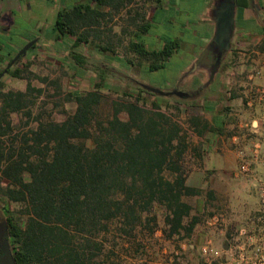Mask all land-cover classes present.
<instances>
[{
	"label": "trees",
	"instance_id": "obj_1",
	"mask_svg": "<svg viewBox=\"0 0 264 264\" xmlns=\"http://www.w3.org/2000/svg\"><path fill=\"white\" fill-rule=\"evenodd\" d=\"M160 4L76 1L58 12L53 32L73 36L74 47L120 52L126 63L156 71L178 46L169 41L148 49L143 42L152 26L149 10ZM259 34L263 49L264 27ZM81 57L73 54L77 64L84 63ZM30 64L9 69L27 82L25 90L0 89V199L16 205L11 233L19 263L128 264L148 258L153 264L166 258L168 242L177 243L175 249L178 241L190 242L204 214L189 198L209 193L188 183L203 158L191 132L212 130L208 121L192 114L182 122L161 99L148 104L142 88L107 93L105 78L92 89L68 92L65 100L76 107L63 109L65 117L57 120L42 106L36 111L44 88L33 80L49 78ZM51 84L56 96L60 86Z\"/></svg>",
	"mask_w": 264,
	"mask_h": 264
},
{
	"label": "rangeland",
	"instance_id": "obj_2",
	"mask_svg": "<svg viewBox=\"0 0 264 264\" xmlns=\"http://www.w3.org/2000/svg\"><path fill=\"white\" fill-rule=\"evenodd\" d=\"M76 1L85 3L88 0H0V13L5 16L4 20L0 21V45L2 46L0 57L4 61L10 62L11 58H15L24 46L40 39L37 45L41 43L43 48L38 50L37 47H30L16 67H22L23 64L31 62L30 68L39 76H48V82H43L40 78L33 80L34 85L43 86L44 88L43 94L37 100L36 111L42 106L48 112H52V117L57 120L65 117L62 112L63 109L73 111L76 107L75 102L65 100L68 92L86 91L92 89L96 83L101 82L100 78L95 77L88 68L76 67L67 56L68 51H65V53L60 49L61 52H54L53 39L50 40L52 37L54 40L56 39L53 28L58 12L63 8H70ZM259 1L262 4L261 12L264 17V5L262 0ZM209 3L210 0H172L170 6L164 12L161 9L158 10L154 27L148 36L142 38L146 47L148 48V44L152 45L156 42L158 35L163 34L165 39L167 36L175 35L179 29L182 31L181 26L183 23L185 21H195ZM189 5L192 6L193 12L190 16L184 17L183 11ZM170 17H174L176 22L181 24L176 26L171 25L169 22L165 23ZM116 20L115 28L119 29L120 18ZM260 25L264 26V22H261ZM185 32L182 37L183 40L188 38L189 32ZM61 39L62 41L55 47L58 50L59 47H66L74 41L73 36H63ZM238 41L239 43L236 45L238 48L236 62L228 60L224 63L219 76V89L216 93H211V95L213 94V100H218V104L205 109L200 106L199 101H190L185 104L181 102L184 105L166 99L160 101L164 109L177 113L182 122H187L192 114L206 116L212 122V130L206 132L207 137L211 136L213 138L218 135L223 138L218 143V146L222 148L219 149L218 154L223 155L224 151L228 150L229 164H232V171H237L234 175H230L228 181H226L228 187L226 191L233 194V197H229L223 206H217L214 212L222 214L234 212L242 215L243 218L239 223L241 225L237 230L229 227V231L235 235L234 238L238 243V247L225 255L224 260L218 257L220 258L218 262L212 261L210 253L200 252L194 257L196 264H206L208 262L205 259L206 257L211 259L212 264H262L264 262V102L261 103L254 99L253 93L254 87L264 86V48L260 49L259 47L263 42V36L250 29L239 34ZM17 50L18 52H16ZM181 50H183V47ZM76 51L84 56L98 58L106 64L104 68L108 67V69H106L104 77L105 81L110 83L111 88H105L104 91L112 95L120 94L126 90L139 89L134 84L133 78L125 74L126 71H130L135 79L162 90L167 88L178 89V85L174 83L175 76L171 78L170 85L165 84L163 78L165 70L148 72L144 71L145 66L133 65L128 66L129 70H125V61L116 57H122L120 52L118 54L103 52L91 44H83L76 48ZM185 63H187L186 59L179 60L177 57H173L169 66L173 73H177V70ZM120 67H123L121 71L114 69ZM258 70H262V75H256ZM52 82H58L60 86V93L56 96L51 95L56 91L55 85L51 84ZM26 87L27 82L25 80L7 74L2 80L0 89L4 91L9 89L25 90ZM180 88L185 92L187 91L184 86ZM143 97L148 104L160 99L157 95L146 90L143 92ZM107 111L106 109L105 113ZM219 115H222L223 121L220 126L216 125L214 121L215 117ZM13 118L17 120L20 116L14 114ZM234 135L237 139L231 141V137ZM192 138L193 132H191V141ZM206 142H204L205 147H207ZM224 148L226 150H223ZM240 150L244 152L243 159L240 157ZM196 182L194 175L188 181L190 185H195ZM224 199L226 197H223ZM189 200L196 205L199 198L191 197ZM15 208L16 205L10 204L12 212ZM207 212L206 209L204 215ZM158 234L161 235V232H158ZM167 244L164 249L168 250V254L174 263L190 264V259L188 260L185 255L179 253L181 258H176L177 255H175L173 246L177 243L170 241ZM145 263L148 264V258L142 261H128V264Z\"/></svg>",
	"mask_w": 264,
	"mask_h": 264
},
{
	"label": "crops",
	"instance_id": "obj_3",
	"mask_svg": "<svg viewBox=\"0 0 264 264\" xmlns=\"http://www.w3.org/2000/svg\"><path fill=\"white\" fill-rule=\"evenodd\" d=\"M171 1L172 0H161L159 7L151 8L148 16V18L151 19V29L154 27L158 10L161 9L164 12L168 9L167 7L170 6ZM220 2L221 0H210L208 6H206L200 16H197L195 21H185L183 23L181 26L182 31L179 29L175 35L165 36V39L163 34L160 36L158 35L156 42L152 43V45L148 44V49H160L164 47L166 42H178V46L174 49L171 58L168 60L166 65L159 70H165L163 78L167 86L170 85L171 78L175 76L174 78L176 79L174 83L178 85V90L184 91L180 88L181 86H184L187 89L186 92L190 94V98L175 97V99L155 94L160 99H166L179 105L182 104L181 102L185 104L190 101H199L201 103V107L203 106L205 109L212 108L213 105L218 104V100H213V94L211 95V93H216L219 89V76L221 74L222 66L228 60L236 62V54L238 50L236 45L239 43V34L247 32L251 29L256 31L258 35H261L259 34V30L264 26H261L260 23L264 22V17L261 9L258 10L256 6H253V4L258 3L260 4V7H262L261 2L259 0H254L252 6L247 5L246 7H240L238 5V1H236L234 11L235 30L233 35L229 38V50L226 53H223L224 56L222 55L221 65L216 72L214 79L208 84L211 76L210 69L213 67L218 55L220 54V51L216 48L217 43L215 41L219 25L218 21L220 20V14L216 13V7ZM175 4L176 2L174 5ZM183 12L184 17L190 16L193 12L192 6H187ZM167 22L176 26L181 24L176 22L174 17L168 18L165 23ZM183 30L189 32L188 38H185L184 40L182 39L184 36ZM226 30V25H224L223 31L226 32ZM150 31L144 34L142 38L144 36H148ZM182 47L183 50H181ZM116 57L122 60V57ZM173 57H177L179 60L186 59L187 61V63L177 70V73H173L169 66L170 60ZM128 66L131 65L128 63L124 65V68H126L125 70L130 69ZM121 68L123 67L114 69L121 71ZM144 71H147V69L145 68ZM148 72L154 71L148 70ZM125 74L134 78L130 71H126ZM166 90L174 89L167 88ZM202 119L207 120L210 127L212 126V122L207 119L206 116H202ZM214 121L216 125H222V115L216 116ZM236 139L237 137L235 135L231 137V141H235ZM221 140H223V138H220L218 135L211 138V136L207 137L206 132L203 134L193 132V146L198 147L199 149L201 147L203 148L205 147L204 142L207 141V147L203 148V150H199L201 155H203V158L198 160V167L193 171L190 177L194 175L196 178L197 182L193 186L201 189H207L206 192L209 193H204L202 196H198L199 200L195 205L196 211L199 214H204L207 209L208 212L204 215L202 222L196 227L192 240L190 242L184 240L178 241L179 248L174 249L177 259L181 258L179 256L180 253L181 255H185L188 260L190 259V264H196L194 257L200 252L210 253L209 255L212 261L218 262L220 258L224 260L225 255L230 253L234 248L238 247V243H236L234 238L235 235L229 231V227L236 228L237 230L239 225H241L239 223L243 218L242 215L234 212L230 214L214 212L216 211L217 206H223L229 197H233V194L226 191V189H228L226 181H228L230 175H234V173L237 172L232 171V164H229L228 159L229 152L226 148L223 149L226 150L223 155L218 154L219 149H222L221 146H218V143L221 142ZM223 197H226V199L223 200ZM163 253L166 255V258L153 264H178L173 262V259L168 254V250L163 249ZM205 259L208 261L206 264L213 263L209 257H206Z\"/></svg>",
	"mask_w": 264,
	"mask_h": 264
},
{
	"label": "flooded vegetation",
	"instance_id": "obj_4",
	"mask_svg": "<svg viewBox=\"0 0 264 264\" xmlns=\"http://www.w3.org/2000/svg\"><path fill=\"white\" fill-rule=\"evenodd\" d=\"M4 17L5 16L2 13H0V21H2V19L4 20ZM53 34H54V32H53ZM54 37L56 38L55 40L53 37L50 39V40L53 39L54 52H61L60 49H62L63 52L68 51L69 53L67 54V56H69L70 60L73 61L74 65L76 67L81 68V69L82 68L83 69L88 68L89 71L93 72L95 77L100 78V81H102V79L105 78L104 74L106 73V69H108V67L104 68V66H106V64H104L102 62V60H99L98 58L96 59L93 57H88V56L82 55L81 61L84 60V63L77 64L73 59V54H80L76 51V48H78L79 46L74 47L73 43H71V44L69 43L68 46H66V47H63V48L59 47V50H58L55 47H57V44L59 42H61L62 39L58 38L57 34ZM67 37H69V36H67ZM39 40L40 39H36L33 42L31 47H37L38 50L43 48L41 46L42 45L41 43H40V45H37V42ZM46 49L49 50L50 48H46ZM0 50H2L1 45H0ZM16 52H18V50ZM23 56L24 55H21V57H19V59H17L14 63H12L14 58H11L12 60L10 62H8V61H4L0 57V62H2V63H0V81H1L0 87L2 86V80H3L4 76L9 74V69L12 68L14 65L16 66ZM4 63H6V64H4ZM12 217H13V212L10 209V204L5 200L0 199V264H20L19 261L17 260V257H16L17 249H16V245L14 242V238H13L12 233H11L12 222H13Z\"/></svg>",
	"mask_w": 264,
	"mask_h": 264
},
{
	"label": "water",
	"instance_id": "obj_5",
	"mask_svg": "<svg viewBox=\"0 0 264 264\" xmlns=\"http://www.w3.org/2000/svg\"><path fill=\"white\" fill-rule=\"evenodd\" d=\"M237 0H221V2L216 7V13L220 14V20L218 21V31L215 36L216 41V48L220 51V54L217 57V60L213 67L210 69L211 76L209 79L208 84L214 79V76L216 72L218 71L221 62L222 57L224 56L223 53H226L229 50L230 43L229 38L233 35V32L235 30V22H234V11H235V5ZM254 3V0H249V5L252 6ZM253 6H256V8L261 9L260 4H253ZM226 25V32L223 31V27ZM33 42L27 44L24 46L19 53L16 55V57L13 59L12 63H14L21 55H25L26 51L32 46ZM223 55V56H222ZM134 84L138 88H142L146 91H150L153 94H157L162 97H171V98H179V97H188L190 98V94L185 91H180L178 89L176 90H162L160 88H157L155 86L149 85L144 81L137 80L133 78Z\"/></svg>",
	"mask_w": 264,
	"mask_h": 264
},
{
	"label": "built area",
	"instance_id": "obj_6",
	"mask_svg": "<svg viewBox=\"0 0 264 264\" xmlns=\"http://www.w3.org/2000/svg\"><path fill=\"white\" fill-rule=\"evenodd\" d=\"M256 75H262V70H258L256 72ZM253 93H254V97H255L254 99L258 100V102H261V103L264 102V86L263 87H258V86L254 87ZM239 153H240V157L243 159V157H244L243 150H240ZM243 167L246 168L244 165H243ZM262 264H264V262Z\"/></svg>",
	"mask_w": 264,
	"mask_h": 264
}]
</instances>
